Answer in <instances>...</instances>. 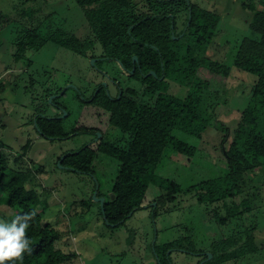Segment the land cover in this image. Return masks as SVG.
I'll return each mask as SVG.
<instances>
[{
	"label": "rangeland",
	"instance_id": "1",
	"mask_svg": "<svg viewBox=\"0 0 264 264\" xmlns=\"http://www.w3.org/2000/svg\"><path fill=\"white\" fill-rule=\"evenodd\" d=\"M215 12L220 17L210 42L201 48L197 60L189 59L184 50L182 33L185 13L176 20L175 40L180 39L182 52L169 55L167 64L174 73L163 80L160 87L167 94L184 98L188 92L186 83L201 87L202 117L206 126L200 138L174 129L172 136L196 148L193 157L164 149L153 169L145 194L144 205H153L164 193L161 178L180 184L182 191L166 205L170 212L159 211L152 217L149 209H141L118 227H109L100 213V198L111 196V187L119 163L108 156L109 143H118L123 135L108 125L109 111L84 102L96 85L108 79L119 83L121 89H141L138 81L131 79L115 62L82 57L55 43L47 42L37 51H29L26 58L15 61L13 41L29 26L46 29L44 20L58 24L64 32L78 38L90 34L82 12L73 0H0V153L12 170H27V179L33 191L31 196L42 221L59 233L55 248L68 254L62 264H201V256L191 250L207 252L209 244L218 241L237 229L242 230L248 241H254L262 250L237 262L225 264H264V186L256 192L259 206L239 205V199L228 200L243 216L220 225L214 218L215 211L208 205L197 204L186 189L200 181L213 179L227 172L226 160L221 149L223 127L231 129L239 119L255 75L264 62V49L253 73L239 71L233 66L236 47L243 38L261 40L264 44V25L252 20V11L264 10V0H186ZM41 8L31 18H22L26 11ZM139 13L142 6L135 7ZM179 34V35H178ZM91 35V34H90ZM183 43V44H182ZM191 43L188 44V46ZM180 52V51H179ZM195 51V55H196ZM210 59L230 67L226 77L210 72L203 62ZM93 61V63H91ZM28 63H30L28 65ZM109 92L116 90L109 83ZM145 91L152 92L147 87ZM147 92V93H148ZM149 100L148 94L137 99ZM56 104L63 105L57 110ZM112 107V106H111ZM44 111L47 119L60 118L64 133L68 136L47 139L35 129L34 114ZM80 127L93 128L100 135L94 143L89 132H79ZM98 137V136H97ZM83 145L97 151L94 175L81 174L58 165L66 153L77 151ZM22 148L26 155L20 156ZM59 158V159H58ZM258 178L260 180H258ZM261 176L257 175L256 184ZM219 213L224 215V206ZM156 206V203H155ZM16 209L6 204V195L0 191V223L10 224ZM249 227L245 230V227ZM245 230V231H244ZM180 240L179 250H167L169 260L161 258L160 247L170 241ZM155 245V246H154ZM155 247L161 259L155 253ZM161 261V262H160Z\"/></svg>",
	"mask_w": 264,
	"mask_h": 264
},
{
	"label": "trees",
	"instance_id": "2",
	"mask_svg": "<svg viewBox=\"0 0 264 264\" xmlns=\"http://www.w3.org/2000/svg\"><path fill=\"white\" fill-rule=\"evenodd\" d=\"M73 1L85 17L91 35L78 38L70 32H64L58 24L47 19L43 22L47 24L46 29L31 25L18 34L13 41L12 58L15 61L25 59L27 52L37 51L47 42H52L85 58L91 53L89 58L101 57L115 62L126 72L134 66L133 73L127 76L141 84L139 91L132 87L123 88L119 101L110 110L111 100L99 85L91 101L84 102L109 111L108 125L123 135L118 143H109L108 156L116 160L119 167L111 187L113 197L109 196L104 200L100 213L109 227H118L137 210L149 209L152 217L159 211L170 212L172 208H166V205L175 200V195L182 188L177 182L165 178L160 181L164 193L158 201L154 200L156 206L144 205L153 169L166 148L187 157L194 156L196 148L172 136L174 129L200 138L206 126V119L202 117L201 87L192 84L191 79L188 80L185 84L188 92L184 98L169 95L160 87L164 84L163 80L176 70L167 64L169 55L182 52L180 39L172 37L176 36V20L181 12L185 13L183 28L179 34L182 33L180 38L187 45L185 55L195 61L201 48L212 39L220 17L215 12L186 3V0ZM139 5L143 11L137 13L135 7ZM244 6L251 9L253 21L264 25V10H256L255 6L248 3ZM39 11L41 8L30 9L22 18H31ZM189 43L191 44L188 46ZM263 49L262 39L257 41L243 38L236 47L233 66L239 71L253 73ZM133 56L137 58L134 64ZM203 65L210 72L223 77L231 70L229 66L210 59H206ZM151 71L154 76L147 75ZM147 87L152 92L145 91ZM3 89L4 85L0 83V92ZM139 93L141 96L148 94L149 100L144 101L142 97L137 99ZM34 117L35 129L41 136L52 140L68 136L64 133L60 118L47 119L43 110L37 115L35 113ZM234 125L231 129L222 128L224 135L221 149L227 172L186 189L188 193H192L197 204L208 205L215 211L214 218L220 225L243 216V212L235 210L232 204L225 205L228 200L239 199V205L249 207V211L253 210L254 204L259 206L260 203L255 191L264 186V62L252 81L245 105ZM77 130L80 133H92L97 142L101 140L93 128L80 127ZM25 155L26 148H22L20 156ZM96 156L97 151L92 146L83 145L77 151L66 153L60 165L74 172L93 176ZM7 165L4 155L0 153V191L6 195V204L16 209L15 218L27 213H34V216L26 229L31 252H24L22 261H5L4 264H62L69 255L55 248L54 243L60 235L50 224L42 221V216L37 211L38 206L33 201V190L27 179L28 169L12 170ZM258 174L261 176L260 184H256ZM223 205L225 212L221 215L218 211ZM247 228L249 227L246 226L245 230ZM180 248V240L162 244L161 258L169 260V256L165 255L166 251ZM261 248L254 241H248L244 232L237 229L209 244V259L207 252L191 251L201 256V264H225L253 256ZM155 253L161 259L156 247Z\"/></svg>",
	"mask_w": 264,
	"mask_h": 264
},
{
	"label": "clouds",
	"instance_id": "3",
	"mask_svg": "<svg viewBox=\"0 0 264 264\" xmlns=\"http://www.w3.org/2000/svg\"><path fill=\"white\" fill-rule=\"evenodd\" d=\"M34 213L18 215L10 224L0 223V264L5 261L23 260L24 252H31L26 229Z\"/></svg>",
	"mask_w": 264,
	"mask_h": 264
},
{
	"label": "flooded vegetation",
	"instance_id": "4",
	"mask_svg": "<svg viewBox=\"0 0 264 264\" xmlns=\"http://www.w3.org/2000/svg\"><path fill=\"white\" fill-rule=\"evenodd\" d=\"M90 59H97V60H106V61H108L107 59H105V58H101V57H93V58H89V60ZM123 69V68H122ZM123 71L128 75V74H130L129 73V71H127L126 72V70H124L123 69ZM101 75H103L105 78H107L108 79V81L107 82H105V84H104V86L103 85H101L103 88H104V90H105V92H106V94L108 95V98L111 100V109L110 110H112L115 106H116V103L119 101V99H120V97H121V94H122V89H121V87H120V85H119V83L117 82V81H115V80H112V79H109V77L108 76H106V73L105 72H103V71H101V72H99ZM111 84L112 85V87L113 88H115V90H116V92H115V94L114 95H111L110 94V92H109V86H108V84ZM98 85H96L95 87H94V89H93V91L91 92V94H90V96L88 97V98H85L84 97V99H85V101H91V99L94 97V95L96 94V92H97V90H98ZM55 107L57 108V110H61L62 108H63V105H59V104H56L55 105ZM102 110V109H101ZM103 111V110H102ZM96 135L98 134V132L97 131H95L94 132ZM101 135V134H100ZM98 142L96 141V138L94 137V143H92V144H97Z\"/></svg>",
	"mask_w": 264,
	"mask_h": 264
},
{
	"label": "water",
	"instance_id": "5",
	"mask_svg": "<svg viewBox=\"0 0 264 264\" xmlns=\"http://www.w3.org/2000/svg\"><path fill=\"white\" fill-rule=\"evenodd\" d=\"M189 18H190V10H189ZM173 37V36H172ZM174 38V37H173ZM92 60V59H91ZM132 62H133V64L135 63V62H137V58H136V56H133L132 57ZM91 63H93V61H91ZM133 71H134V66H133V68L129 71V73L130 74H132L133 73ZM147 75H153L154 76V72H149ZM104 84L105 83H103V86H104ZM98 137H100V133H99V135H97ZM64 157H65V155L61 158V159H59V161H58V165L59 166H61L60 165V162L64 159ZM62 167V166H61ZM96 192L94 193V199H95V201H97V202H99L100 203V207L102 208V204H103V202H104V198H100V197H97L96 196ZM113 196L111 195V198H112ZM154 206H155V203L153 204ZM131 215V213L128 215V216H130ZM104 218V217H103ZM105 219V218H104ZM112 226H114V225H112ZM207 254V257H208V259L209 258H211V254L210 253H206Z\"/></svg>",
	"mask_w": 264,
	"mask_h": 264
}]
</instances>
